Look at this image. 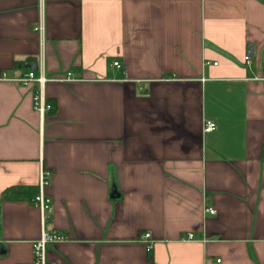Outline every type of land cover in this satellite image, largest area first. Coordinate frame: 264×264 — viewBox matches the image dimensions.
<instances>
[{"label": "crops", "instance_id": "obj_1", "mask_svg": "<svg viewBox=\"0 0 264 264\" xmlns=\"http://www.w3.org/2000/svg\"><path fill=\"white\" fill-rule=\"evenodd\" d=\"M4 72L0 264H264V0H0Z\"/></svg>", "mask_w": 264, "mask_h": 264}, {"label": "built area", "instance_id": "obj_2", "mask_svg": "<svg viewBox=\"0 0 264 264\" xmlns=\"http://www.w3.org/2000/svg\"><path fill=\"white\" fill-rule=\"evenodd\" d=\"M40 28L43 29V24L40 25ZM247 62H249V57H246ZM114 65L121 68L122 65L119 61H115ZM7 78L6 73H2L1 79ZM15 82H19L22 84H29L30 82H36L39 87L40 91L36 93L33 97L34 102V108L35 110H38L40 113L46 112V110H51L53 108V105L47 101L46 95L44 93V86L48 80V78L45 77L44 72L41 71L39 75H36V73L31 70L27 74H24L22 76L14 77L12 78ZM72 79L71 73L68 74V77L64 80H70ZM216 124L213 120L206 119L204 121V131L211 132L215 130ZM51 174L50 171L44 170L40 176L39 179V188L41 189L40 192L36 194L34 197V201L41 207L43 211L50 212L52 210V202L51 199L44 193V188L49 184ZM204 211L206 213H215L216 210L210 206H206L204 208ZM146 237L149 236V234H145ZM63 237L61 233L58 231H43L40 238L35 240L33 242V254H34V260L30 263L26 264H55L54 262L48 260L46 256V250L47 246L51 243L57 242ZM193 235L189 234L188 238H192Z\"/></svg>", "mask_w": 264, "mask_h": 264}, {"label": "trees", "instance_id": "obj_3", "mask_svg": "<svg viewBox=\"0 0 264 264\" xmlns=\"http://www.w3.org/2000/svg\"><path fill=\"white\" fill-rule=\"evenodd\" d=\"M34 189V188H33ZM22 192H24V191H21V192H16V193H22ZM35 190H33V191H31V192H29V194H31V195H33V196H35ZM10 196V195H9ZM19 196V194H17L16 195V197H18Z\"/></svg>", "mask_w": 264, "mask_h": 264}, {"label": "bare ground", "instance_id": "obj_4", "mask_svg": "<svg viewBox=\"0 0 264 264\" xmlns=\"http://www.w3.org/2000/svg\"><path fill=\"white\" fill-rule=\"evenodd\" d=\"M248 63V62H247ZM215 122V121H214ZM215 124H216V122H215ZM216 128H217V124H216ZM216 128H215V130H216ZM214 131V130H213ZM205 133H209V132H206V131H204ZM212 132V131H211ZM189 234H192V233H189ZM193 235V234H192Z\"/></svg>", "mask_w": 264, "mask_h": 264}]
</instances>
